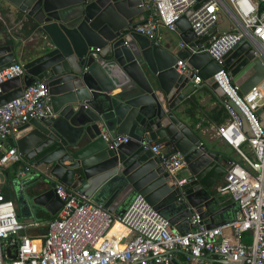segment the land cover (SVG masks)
Listing matches in <instances>:
<instances>
[{"label": "water", "instance_id": "1", "mask_svg": "<svg viewBox=\"0 0 264 264\" xmlns=\"http://www.w3.org/2000/svg\"><path fill=\"white\" fill-rule=\"evenodd\" d=\"M0 1L13 27L12 34L5 29L2 35L0 71L20 62V54L23 61V74L0 86V106L44 81L55 115L29 120L15 137L21 164L30 170L21 179L15 171L5 175L19 219H52L63 206L54 190L59 182L119 217L143 196L172 231L184 226L189 232L195 213L208 228L234 221L237 203L215 189L229 162L209 152L174 111L200 86L225 98L213 78L220 66L190 29L192 10L176 23L184 49L178 44L167 50L136 32L146 24L135 22L144 14L142 0ZM197 1L194 10L205 2ZM179 60L196 72L197 87L192 75L178 74ZM223 60L241 95L264 80V65L244 40ZM112 136H127L128 142L114 147ZM146 142L171 148L167 156L183 157L181 186ZM164 204L172 210L164 213Z\"/></svg>", "mask_w": 264, "mask_h": 264}, {"label": "built area", "instance_id": "2", "mask_svg": "<svg viewBox=\"0 0 264 264\" xmlns=\"http://www.w3.org/2000/svg\"><path fill=\"white\" fill-rule=\"evenodd\" d=\"M197 3V0H142L146 24L136 32L158 46L160 30L175 32L176 23L192 10L187 18L190 29L202 42V50L220 66L213 78L225 95L223 106L228 120L217 128L216 134L240 159L229 162L216 188L218 194L237 203L234 221L208 228L195 213L189 232L172 231L168 219L143 196H136L119 217L56 182L55 194L63 206L47 220L44 237L21 236L25 225L19 221L14 202L4 195L5 175H11L3 170L21 163L15 138L19 128L31 119L55 117L50 111L45 82L35 81L23 89L20 97L0 106V176H4L3 182L0 178V264H173L176 252L188 264H264V124L257 112L264 106V80L241 95L223 60L244 40L253 56L264 65V0H205L194 10ZM224 13L234 25L219 32L217 26ZM179 46L185 47L183 43ZM177 72L192 75L191 82L196 87L201 82L196 72L181 60L177 62ZM22 74L23 64L15 62L0 71V86ZM104 139L107 141L108 137L104 135ZM8 141L13 145L7 146ZM126 142L127 136H112L114 147ZM144 147L159 159L174 184L184 183L178 177L185 169L179 153L167 156L161 146L150 142ZM14 171L15 177L21 179L30 170L21 166ZM114 227L116 234L121 229L131 233L125 245H116L108 239Z\"/></svg>", "mask_w": 264, "mask_h": 264}, {"label": "crops", "instance_id": "3", "mask_svg": "<svg viewBox=\"0 0 264 264\" xmlns=\"http://www.w3.org/2000/svg\"><path fill=\"white\" fill-rule=\"evenodd\" d=\"M6 5L0 2V26L2 31H0V43L3 41L2 35L4 30L6 29L9 34H12L13 27L10 26L9 21L4 18V13ZM146 20L145 14L139 15L135 18V22L144 21ZM4 29V30H3ZM223 32V31H222ZM27 34L24 33L23 36ZM160 46L167 50H173L179 44L178 36L175 32H168L167 30L161 29L160 30ZM177 38V42L174 43V40ZM33 43H29L30 46ZM24 53V52H22ZM21 55V54H20ZM19 55V61L23 64L22 58ZM184 53L182 52L179 55V58L184 57ZM175 113L179 120L183 122L189 129H191L199 138L202 145L209 152H214L216 154L221 155L223 158L227 159L228 162L230 161H240L239 157L235 153V151L229 147L227 144L221 140L217 134V128L225 124L228 120L226 111L223 106V99L219 98L214 94V92L207 86H200L197 87L196 90L190 94L186 99L177 107L175 108ZM261 120L264 124V114H261ZM7 146H12L13 142L8 141L6 142ZM163 152L167 154L171 148L161 146ZM22 164H14L3 170L4 173H11L18 167H21ZM185 169H183L180 174H183ZM221 183V181L216 185L217 186ZM215 188V189H216ZM218 194V193H216ZM4 195L13 200V194L11 193L10 189L6 187L4 188ZM170 210L169 204L165 205L162 208L164 213H168ZM43 215L37 214L36 218L31 215H26L24 219L20 222L25 225L24 230L20 233L21 236L33 238V239H42L45 235V226L46 220H42ZM117 227V226H116ZM116 228H112L108 234V239L119 246L125 245L132 237L131 233L126 229H121L120 233H115ZM181 232L185 231L186 229L184 226L179 228ZM174 263L173 264H188L184 258V256L176 252L174 254Z\"/></svg>", "mask_w": 264, "mask_h": 264}, {"label": "rangeland", "instance_id": "4", "mask_svg": "<svg viewBox=\"0 0 264 264\" xmlns=\"http://www.w3.org/2000/svg\"><path fill=\"white\" fill-rule=\"evenodd\" d=\"M1 2V1H0ZM2 3V2H1ZM233 21L231 19H229V17L224 13L222 15V19L221 21L218 23V26H217V30L219 32H222V31H227V30H230L231 28H233ZM4 33V32H3ZM177 42V38L174 40V43ZM264 114V112H263ZM4 186L5 188L7 187V178L5 179V183H4ZM22 219H19V221H21ZM22 222V221H21Z\"/></svg>", "mask_w": 264, "mask_h": 264}, {"label": "trees", "instance_id": "5", "mask_svg": "<svg viewBox=\"0 0 264 264\" xmlns=\"http://www.w3.org/2000/svg\"><path fill=\"white\" fill-rule=\"evenodd\" d=\"M4 30V29H3ZM0 31H2V28H1V26H0Z\"/></svg>", "mask_w": 264, "mask_h": 264}]
</instances>
